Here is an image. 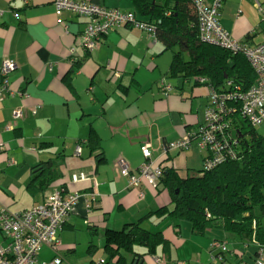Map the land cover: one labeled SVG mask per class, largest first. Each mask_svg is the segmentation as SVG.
Wrapping results in <instances>:
<instances>
[{"label":"crops","instance_id":"obj_1","mask_svg":"<svg viewBox=\"0 0 264 264\" xmlns=\"http://www.w3.org/2000/svg\"><path fill=\"white\" fill-rule=\"evenodd\" d=\"M80 1L142 19L132 0ZM206 2H221L219 21L233 38L244 41L251 35L250 45L264 42V0ZM88 21L70 11L58 14L55 0H0V73L7 60L17 66L7 79V93L0 97V210L28 211L61 186L83 195L59 234V250L43 247L37 264H50L57 257L61 264H101L109 256L107 230L122 231L169 207L167 191L147 184L129 188L117 163L124 160L137 173L146 162L141 148L149 145L152 160L160 166L163 143L203 127L210 106V88L171 78L172 52L140 29L116 28L101 37L93 51H86L82 35ZM163 80L172 86L168 95L163 94ZM17 109L23 110L22 119H14ZM93 134L99 143L96 150L89 144ZM203 162L198 150L173 152L168 160L187 175L201 170ZM51 165L60 174L58 180L33 196L28 187ZM76 174L89 180L73 183ZM186 224L170 217L145 220L143 227L162 232L169 248L159 247L156 254L140 258L137 254L147 250L135 245L136 255L125 254V264H206L215 241L229 243L231 260L240 252V242L221 227L196 235ZM8 243L0 230V246ZM252 248L244 256L249 264L257 251Z\"/></svg>","mask_w":264,"mask_h":264},{"label":"trees","instance_id":"obj_2","mask_svg":"<svg viewBox=\"0 0 264 264\" xmlns=\"http://www.w3.org/2000/svg\"><path fill=\"white\" fill-rule=\"evenodd\" d=\"M132 1L141 20L154 25L155 39L172 52L171 78L207 85L211 92L219 94L245 93L256 83V72L243 53H234L201 40L199 18L192 0ZM251 38L248 35L241 42L249 45ZM230 106L237 112L230 116L228 144L220 150L224 161L206 169L205 162L215 153L209 148L203 151L193 148L203 153V167L183 176L180 170L168 164L173 152L168 150L170 142L163 143L167 156L160 164L162 176L156 190L169 193V207L150 213L122 231L107 230L105 251L109 256L101 264H110L112 260L125 264V254L136 255L133 252L135 245H142L147 250L144 255L137 254L140 258L156 254L159 247L167 251L170 244L163 233H153L142 225L152 217L187 222L196 235L206 234L211 227H221L240 242V255L234 254L235 259L240 260L237 264H249L244 261L247 248L254 246L258 250L257 245L264 244V136L258 133L259 126H252L241 116L240 101ZM96 139L93 134L89 140L90 145H95L93 150L99 146ZM59 176L55 166L45 167L28 189L33 196L43 194ZM59 188L69 191L66 186ZM217 242L226 243L227 247L226 251L216 253L218 261L221 260L218 264H233L235 259L228 256L229 243ZM241 245L245 247L241 248ZM93 247L91 245L89 249Z\"/></svg>","mask_w":264,"mask_h":264},{"label":"built area","instance_id":"obj_3","mask_svg":"<svg viewBox=\"0 0 264 264\" xmlns=\"http://www.w3.org/2000/svg\"><path fill=\"white\" fill-rule=\"evenodd\" d=\"M196 9L200 31L199 35L203 42L228 49L234 53H243L256 72V83L245 93L231 91L226 94L211 92L210 106L206 111L205 124L196 131H189L185 137L170 142L168 150L172 152H185L193 148L200 151L209 148L215 153L212 159L205 162L206 169H212L224 161L220 152L227 146V129L229 128L230 116L237 111L230 106L233 102L240 101V113L243 118L256 127L264 123V42L258 45H244L240 40L233 38L220 24L219 10L221 2L207 4L206 0H192ZM258 9L263 11L259 3ZM58 14L70 11L71 13L89 19L82 35L83 47L86 51H93L101 37L110 31L131 26L140 29L151 36L155 35L153 24L145 23L134 13H124L115 9H106L98 5L80 0H55ZM17 68L16 64L7 60L1 69L2 82L0 84V97L8 91V77ZM162 83L164 95L172 90V86ZM230 85V84H229ZM24 116L22 109H17L14 119L19 120ZM142 154L146 160L143 166L133 173L130 166L124 160L117 163L120 176L128 179L129 188L139 189L143 184L153 188L158 186L162 176L161 166L152 160V151L149 145H144ZM78 149V153H79ZM166 152L162 146V158ZM84 174L73 175V183L88 181ZM80 192H65L57 188L52 191L50 197L43 203L22 213H12L0 210V230L8 239L7 246H0V264H37V257L43 247H50L58 251L61 242L59 234L63 225L82 199ZM95 201V195H90ZM257 252L251 264H264V244L257 245ZM226 243L213 242L210 246V264H218L216 253L226 251ZM50 264H61V259L56 258Z\"/></svg>","mask_w":264,"mask_h":264},{"label":"rangeland","instance_id":"obj_4","mask_svg":"<svg viewBox=\"0 0 264 264\" xmlns=\"http://www.w3.org/2000/svg\"><path fill=\"white\" fill-rule=\"evenodd\" d=\"M257 131H258V133L260 134V135H262V136H264V123L262 124V125H260L259 127H257ZM185 156V155H184ZM185 170V169H184ZM181 173V175H183V176H187V173H186V170L185 171H181L180 172ZM193 174V173H192ZM187 223V222H186ZM186 225H189V224H186ZM217 228H215V227H213V228H210L209 230H208V232L209 233H211L212 231H215ZM154 231L156 230V229H153ZM216 231H220L219 229L218 230H216ZM208 235H210V234H208ZM253 247V248H252ZM251 248H252V250L254 249V246H251ZM252 250H251V252H252ZM250 251V250H249ZM207 259H208V263L210 264V255H208V257H207ZM208 263H206V264H208Z\"/></svg>","mask_w":264,"mask_h":264},{"label":"water","instance_id":"obj_5","mask_svg":"<svg viewBox=\"0 0 264 264\" xmlns=\"http://www.w3.org/2000/svg\"><path fill=\"white\" fill-rule=\"evenodd\" d=\"M233 135H235V133H234ZM135 264H136V263H135Z\"/></svg>","mask_w":264,"mask_h":264}]
</instances>
